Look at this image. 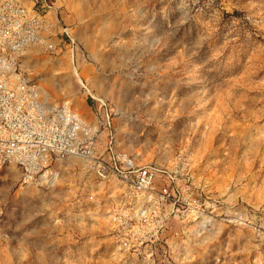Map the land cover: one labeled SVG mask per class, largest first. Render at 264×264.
<instances>
[{
  "label": "rangeland",
  "instance_id": "1",
  "mask_svg": "<svg viewBox=\"0 0 264 264\" xmlns=\"http://www.w3.org/2000/svg\"><path fill=\"white\" fill-rule=\"evenodd\" d=\"M51 1L21 59L41 99L74 109L98 154L102 101L120 151L218 201L203 238L173 240L191 264H264V0ZM53 173L27 186L0 169V264H128L107 222L116 182L77 159Z\"/></svg>",
  "mask_w": 264,
  "mask_h": 264
},
{
  "label": "built area",
  "instance_id": "2",
  "mask_svg": "<svg viewBox=\"0 0 264 264\" xmlns=\"http://www.w3.org/2000/svg\"><path fill=\"white\" fill-rule=\"evenodd\" d=\"M52 8L51 0H0V169H19L22 185L28 186L52 183L58 163L87 162L98 179L118 185L107 216L116 255L128 264H191L190 251L173 240L203 238L218 201L203 195L184 170L137 165L120 151L102 101L108 132L98 154L94 131L77 112L47 106L37 86L24 77L21 59L47 28ZM63 31L73 66L75 41Z\"/></svg>",
  "mask_w": 264,
  "mask_h": 264
}]
</instances>
